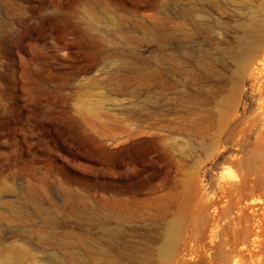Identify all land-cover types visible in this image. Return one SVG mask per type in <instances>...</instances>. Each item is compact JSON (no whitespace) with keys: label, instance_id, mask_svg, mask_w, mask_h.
<instances>
[{"label":"rangeland","instance_id":"374dc122","mask_svg":"<svg viewBox=\"0 0 264 264\" xmlns=\"http://www.w3.org/2000/svg\"><path fill=\"white\" fill-rule=\"evenodd\" d=\"M249 21L264 0H0V264H165L171 224L175 260L226 263L227 184L264 167Z\"/></svg>","mask_w":264,"mask_h":264},{"label":"bare ground","instance_id":"6f19581e","mask_svg":"<svg viewBox=\"0 0 264 264\" xmlns=\"http://www.w3.org/2000/svg\"><path fill=\"white\" fill-rule=\"evenodd\" d=\"M241 24L240 28L243 34L242 47L245 56L240 67L251 75L249 77H253L255 80L259 74V66L264 63V29L258 33L254 26V22L249 21ZM256 31L258 34L254 36ZM260 137L262 136L260 135ZM257 146L260 145L257 144ZM262 155L263 151L261 147H257L253 155L255 160L259 159L261 162ZM239 164L242 167L239 169L241 171L240 177L236 178V180L231 183L228 182L227 185H230L231 191L230 189L225 191L227 195L232 196L234 199L231 228L227 238L218 246H221L222 248L225 247L228 251L227 254L229 255V260L224 264H264V208L262 207L264 206V201H262L260 197L261 195H264V167L258 165L257 167L251 168L247 165L245 160L241 161ZM260 204H262V206ZM177 231V226L171 224L167 231L168 235L165 237L163 243L161 242L162 244L157 248L153 259L158 258L164 260L165 264H167V262L173 264H184L186 262L184 261L183 263V260H186L183 258L181 259L182 261L178 258L175 260L177 257L176 248L179 247H176L177 241H179L177 240ZM221 249L220 251L222 252L223 250ZM217 251V246H214L212 249V255L209 258V264L223 263L216 261ZM48 254L49 256H47V258L51 263H67L65 258L59 257L54 252H49ZM71 259L72 263L70 264H74L76 258L72 256ZM68 261L70 262L69 258Z\"/></svg>","mask_w":264,"mask_h":264}]
</instances>
